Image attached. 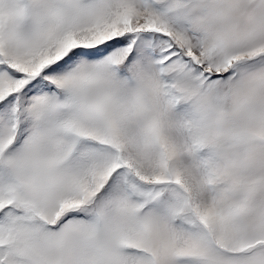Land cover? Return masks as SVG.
<instances>
[{"label": "snow or ice", "instance_id": "6c2138e0", "mask_svg": "<svg viewBox=\"0 0 264 264\" xmlns=\"http://www.w3.org/2000/svg\"><path fill=\"white\" fill-rule=\"evenodd\" d=\"M0 264H264V0H0Z\"/></svg>", "mask_w": 264, "mask_h": 264}]
</instances>
